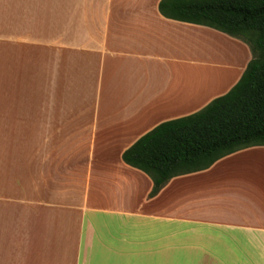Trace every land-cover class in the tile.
Returning <instances> with one entry per match:
<instances>
[{
  "label": "crops",
  "instance_id": "obj_1",
  "mask_svg": "<svg viewBox=\"0 0 264 264\" xmlns=\"http://www.w3.org/2000/svg\"><path fill=\"white\" fill-rule=\"evenodd\" d=\"M6 1L0 78H12L24 112L14 118L21 105L9 98L11 125L0 126V264H169L161 238L176 234L201 264L239 250L264 260V180L228 173L250 155L264 169V147L174 176L154 196L151 179L121 158L157 124L228 91L249 46L164 17L160 0ZM210 40L229 46L218 44L220 86L191 99V79L214 66L198 58Z\"/></svg>",
  "mask_w": 264,
  "mask_h": 264
},
{
  "label": "trees",
  "instance_id": "obj_2",
  "mask_svg": "<svg viewBox=\"0 0 264 264\" xmlns=\"http://www.w3.org/2000/svg\"><path fill=\"white\" fill-rule=\"evenodd\" d=\"M158 10L166 18L241 38L252 56L224 94L194 113L157 124L122 152L123 162L150 177L149 196L174 176L264 145V0H160Z\"/></svg>",
  "mask_w": 264,
  "mask_h": 264
},
{
  "label": "rangeland",
  "instance_id": "obj_3",
  "mask_svg": "<svg viewBox=\"0 0 264 264\" xmlns=\"http://www.w3.org/2000/svg\"><path fill=\"white\" fill-rule=\"evenodd\" d=\"M0 1H3L2 3L0 2V9L2 7L5 8V10L0 11V15H2V12H6V2L7 1L6 0H0ZM6 14L7 13H5V16H3L4 19L1 18V16H0V36L6 35L7 28H6V21H4L6 19ZM219 32H220V30H219ZM233 37H235V36H233ZM236 38H238V37H236ZM238 39H240L242 42H244L246 45H248L243 39H241V38H238ZM215 42L216 41H211V40L206 42L208 45L206 53H201L198 56L200 61L208 62V64L214 65V66H212L213 68L207 67V69H204L205 74L204 73L203 74L206 75L205 77H202L200 79H198V78H192L191 79L192 83H191L190 89H188L190 91V94H191V99L196 98L198 95L204 93L206 90H215V89L219 88V86H220V85L216 84V82H215L216 79L214 78V76H215L216 70L219 68L220 65H222V63H225V62H223L225 60L221 61V59L219 58L218 53H220V49L218 47H220V45H221V46L227 47L229 49V46L227 44L222 43V42H219V43L218 42L215 43ZM218 44H220V45H218ZM8 51H9V44L7 41V37H0V53L5 54V56H6ZM28 51L29 52H39V47L29 46ZM223 51H226V50L223 49ZM220 54H222V53H220ZM5 61L7 64V59ZM209 69L210 70L212 69L214 71V74L209 73ZM200 73H201V71H200ZM10 79H12V78H10V77H1L0 78V91H1L0 92V103H1L0 105H3L4 111L7 114V116L5 117L6 121L0 120V126L4 125L5 131L7 130V132H8V129H7L8 126L10 127V125H11V122L7 121L9 118L7 101L10 100L9 98H11V97L15 98L14 102H18L16 105L17 106L21 105V108H19V110L13 109L12 112H14V114H13L14 118L18 117L19 115L21 116L24 112V108L22 107V105H23L22 104L23 103V100H22L23 94L22 93L13 94L11 92L12 87H10V82H9ZM186 88H188V87H186ZM2 91H6V92H2ZM12 95H14V96H12ZM212 99L213 98L209 99L204 104L205 105L208 104ZM189 104H196V102H194L192 100ZM205 105L196 108L195 110L190 112V114L200 110ZM12 122L14 123V121H12ZM19 122H20V120L18 119L16 123H19ZM17 125H19V124H17ZM0 133H2L1 130H0ZM261 146L264 147V145H261ZM249 147H251V146H249ZM241 149H244V148H241ZM238 150H240V149H238ZM228 168H229L228 173H230L229 175L231 176V178H237V180H240V181H236V182H241V180H243V178L249 179V178H251V176L259 179V183H257L258 185L261 184V180H264V169L262 168L259 161L254 160V158L251 155L249 157H242L239 162L231 161ZM236 182H234L232 184H236ZM256 201L260 202L259 200H256ZM258 202H256V203H258ZM165 229H166V227L162 228L161 232H163ZM167 237L161 238L164 242V243H161L162 248H164L163 245H168L167 249L165 251H161V253H160V261L161 262L169 263V264H201L199 259H198L199 254H194L197 252H193V254H190V256L186 255L183 252L184 244H183V237L181 235L176 234L175 236L170 235L168 238ZM221 255H222L221 257L224 260H223V263L219 262L218 264H264V260L261 259L260 257H258L257 254L242 252L241 250L237 251L234 254L224 253Z\"/></svg>",
  "mask_w": 264,
  "mask_h": 264
}]
</instances>
